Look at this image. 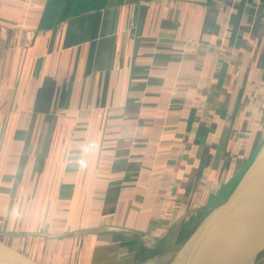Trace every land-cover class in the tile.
I'll return each instance as SVG.
<instances>
[{"label": "crops", "instance_id": "crops-1", "mask_svg": "<svg viewBox=\"0 0 264 264\" xmlns=\"http://www.w3.org/2000/svg\"><path fill=\"white\" fill-rule=\"evenodd\" d=\"M260 93L264 0H0L3 246L171 264L264 156Z\"/></svg>", "mask_w": 264, "mask_h": 264}, {"label": "water", "instance_id": "water-1", "mask_svg": "<svg viewBox=\"0 0 264 264\" xmlns=\"http://www.w3.org/2000/svg\"><path fill=\"white\" fill-rule=\"evenodd\" d=\"M264 247V156L213 209L171 264H242ZM0 264H32L0 245Z\"/></svg>", "mask_w": 264, "mask_h": 264}, {"label": "rangeland", "instance_id": "rangeland-1", "mask_svg": "<svg viewBox=\"0 0 264 264\" xmlns=\"http://www.w3.org/2000/svg\"><path fill=\"white\" fill-rule=\"evenodd\" d=\"M259 97L261 98V99H263V97H264V95L263 94H259ZM9 226H11V221H9V222H7L6 223V227H9ZM16 231L18 232V233H20V234H23V233H21L22 231H21V229H20V227H18L17 229H16ZM20 231V232H19ZM3 237H1V234H0V245H3ZM6 248V247H5ZM12 251V250H11ZM13 252V251H12ZM15 253V252H14ZM16 254H18V253H16ZM20 255V254H19ZM176 256V255H175Z\"/></svg>", "mask_w": 264, "mask_h": 264}]
</instances>
